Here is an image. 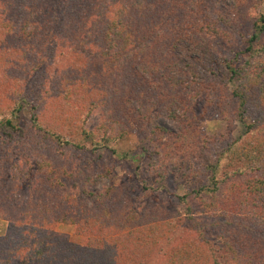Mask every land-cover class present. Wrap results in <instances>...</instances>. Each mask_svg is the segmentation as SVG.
Here are the masks:
<instances>
[{
  "label": "trees",
  "instance_id": "1",
  "mask_svg": "<svg viewBox=\"0 0 264 264\" xmlns=\"http://www.w3.org/2000/svg\"><path fill=\"white\" fill-rule=\"evenodd\" d=\"M261 1L0 0V165L23 163L8 188L0 167V264H264V117L249 119L264 105ZM196 106L245 130L208 135ZM98 109L115 135L86 128ZM134 130L158 190L169 175L200 179L175 195L187 221L121 186L90 187L111 172L101 150Z\"/></svg>",
  "mask_w": 264,
  "mask_h": 264
},
{
  "label": "rangeland",
  "instance_id": "2",
  "mask_svg": "<svg viewBox=\"0 0 264 264\" xmlns=\"http://www.w3.org/2000/svg\"><path fill=\"white\" fill-rule=\"evenodd\" d=\"M257 12L264 15V0L260 2L257 7ZM6 27L9 31L10 27L19 26V22L13 21V19L7 18ZM11 21V25H8V22ZM4 19L0 16V37H3V32L1 30ZM264 40V35L262 39ZM243 45L239 46L237 50H242ZM228 54L229 57L233 55V52L224 51ZM47 67L46 64H42L41 68ZM216 68V65L213 67ZM255 112L250 113V120L255 118L264 117V105L259 109H254ZM195 111L198 114L197 123L202 126L204 132L208 135L216 134L224 135L227 130H230L229 135L231 138H236L245 130L246 124L240 120H234L233 124L228 128L226 121L222 120L218 112L214 109H207L204 114H201L199 106H196ZM152 118L159 125L168 128L170 130H177V123L171 119L165 118L160 115L158 112H153ZM101 123H106L109 126H112L109 129V132H113L114 135L117 133L118 128L109 121L108 116L105 115L102 109L94 111L86 121L87 129H96ZM143 137L138 130L131 132L127 138L119 140L116 145L117 152L112 154L106 149H102L101 153L105 161L111 167V172L107 175L99 176L95 181L90 185L94 191H103L105 187L111 185L121 186L122 189L131 192L136 201L140 203H149L155 206L157 202L161 203V207L165 208V211L171 212L178 218L180 223H183L187 216L183 213L182 206L177 202L175 195H182L190 191L192 188L197 186V183L200 182L199 178H190L186 174H180L176 177L169 175L164 181H161L160 190L156 187L158 186L154 178H149L147 175L148 167L146 165V160L144 155L139 149L140 138ZM168 161L178 163L180 158H174L172 154L167 156ZM19 161V162H18ZM142 161V162H141ZM141 162V168H137V165ZM22 161L14 159L4 158L3 164L0 165L2 171V176H4L3 184L5 188H8V183L10 180V174H13V177L16 179L20 178L16 174L20 172L22 168ZM13 169H11V167ZM11 172V173H10ZM19 174V173H18ZM17 183H13V185ZM153 186L151 190V195L146 196L143 189V185ZM18 188V193L20 196L28 195L30 191H24L25 186H23L20 181L19 184L15 187ZM215 217L213 214H203L201 218L202 221L205 219L210 220L209 218ZM187 221V220H186ZM209 222V221H208ZM8 221L3 217L2 210H0V236H3L6 232ZM55 231L61 235V237L68 238L71 242L76 244H86L90 242L89 238L79 235L75 230L74 225L68 224H57L55 226Z\"/></svg>",
  "mask_w": 264,
  "mask_h": 264
}]
</instances>
